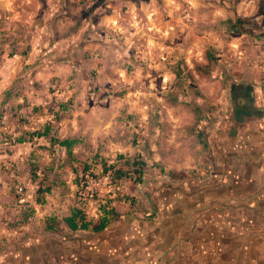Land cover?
<instances>
[{
  "label": "rangeland",
  "instance_id": "374dc122",
  "mask_svg": "<svg viewBox=\"0 0 264 264\" xmlns=\"http://www.w3.org/2000/svg\"><path fill=\"white\" fill-rule=\"evenodd\" d=\"M243 79L264 89V0H0V192L19 212L10 228L34 237L52 216L64 230L73 206L95 220L106 202L137 210L141 183L102 169L119 154L146 161L145 182L203 177L228 84ZM48 123L77 139L73 158L51 135L30 138ZM23 182L34 195L19 207Z\"/></svg>",
  "mask_w": 264,
  "mask_h": 264
},
{
  "label": "crops",
  "instance_id": "0c3cea01",
  "mask_svg": "<svg viewBox=\"0 0 264 264\" xmlns=\"http://www.w3.org/2000/svg\"><path fill=\"white\" fill-rule=\"evenodd\" d=\"M254 124L231 154L219 149L206 175L141 191L137 210L99 231L68 226L15 235L9 222L19 212L3 189L0 264H264V119Z\"/></svg>",
  "mask_w": 264,
  "mask_h": 264
},
{
  "label": "flooded vegetation",
  "instance_id": "af4514ba",
  "mask_svg": "<svg viewBox=\"0 0 264 264\" xmlns=\"http://www.w3.org/2000/svg\"><path fill=\"white\" fill-rule=\"evenodd\" d=\"M236 80L228 84L229 102L227 114L214 126L207 136V151L211 159L207 164L216 165V156L220 154L219 149L225 148L228 153H232L245 131L251 129L255 122L264 119V92L259 91L250 82ZM236 85V86H235ZM230 150V151H229ZM215 172V170L213 169ZM209 168V175L212 174ZM168 179H152L141 183V191H156L164 186Z\"/></svg>",
  "mask_w": 264,
  "mask_h": 264
},
{
  "label": "trees",
  "instance_id": "16d2710c",
  "mask_svg": "<svg viewBox=\"0 0 264 264\" xmlns=\"http://www.w3.org/2000/svg\"><path fill=\"white\" fill-rule=\"evenodd\" d=\"M52 124L48 123L44 126V129H37L29 132L30 138L50 136V141L59 146L65 147L69 158H73V146L77 142L75 138H59L51 134ZM103 162V158L101 159ZM90 167L89 163H84V171H87ZM146 161L140 156L126 157L123 154H119L116 161L107 163L104 162L102 169L105 173H111L117 180L123 178H129L137 183L144 181ZM50 191V187L40 183L38 186V193L43 194ZM39 200H44V197H38ZM117 215L119 212L114 205L106 202L100 209V215L97 220L89 218L83 208L79 206H73L70 209L69 214L65 215V223L73 230L77 229H93L96 231L104 229ZM45 225L48 229L56 228V218L52 216L45 217Z\"/></svg>",
  "mask_w": 264,
  "mask_h": 264
},
{
  "label": "built area",
  "instance_id": "2783aa9c",
  "mask_svg": "<svg viewBox=\"0 0 264 264\" xmlns=\"http://www.w3.org/2000/svg\"><path fill=\"white\" fill-rule=\"evenodd\" d=\"M18 197H17V203L18 206H25L29 204L31 201V198L34 195V187L31 183L23 182L20 185H18Z\"/></svg>",
  "mask_w": 264,
  "mask_h": 264
},
{
  "label": "water",
  "instance_id": "95a60500",
  "mask_svg": "<svg viewBox=\"0 0 264 264\" xmlns=\"http://www.w3.org/2000/svg\"><path fill=\"white\" fill-rule=\"evenodd\" d=\"M231 82V81H230Z\"/></svg>",
  "mask_w": 264,
  "mask_h": 264
}]
</instances>
